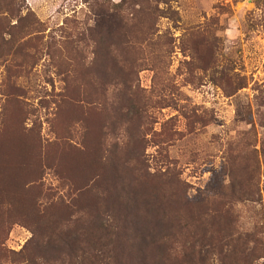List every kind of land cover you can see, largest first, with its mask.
I'll list each match as a JSON object with an SVG mask.
<instances>
[{"label": "rangeland", "instance_id": "obj_1", "mask_svg": "<svg viewBox=\"0 0 264 264\" xmlns=\"http://www.w3.org/2000/svg\"><path fill=\"white\" fill-rule=\"evenodd\" d=\"M0 264H264V0H0Z\"/></svg>", "mask_w": 264, "mask_h": 264}]
</instances>
